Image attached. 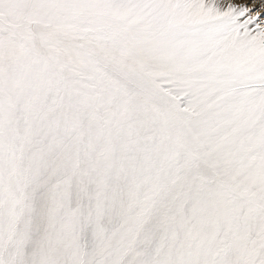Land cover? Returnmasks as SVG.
I'll return each instance as SVG.
<instances>
[{
    "label": "snow or ice",
    "instance_id": "1",
    "mask_svg": "<svg viewBox=\"0 0 264 264\" xmlns=\"http://www.w3.org/2000/svg\"><path fill=\"white\" fill-rule=\"evenodd\" d=\"M0 264H264V0H0Z\"/></svg>",
    "mask_w": 264,
    "mask_h": 264
}]
</instances>
